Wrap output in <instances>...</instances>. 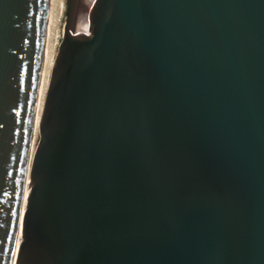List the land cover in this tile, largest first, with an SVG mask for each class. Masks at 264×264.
I'll return each mask as SVG.
<instances>
[{
    "label": "water",
    "instance_id": "obj_1",
    "mask_svg": "<svg viewBox=\"0 0 264 264\" xmlns=\"http://www.w3.org/2000/svg\"><path fill=\"white\" fill-rule=\"evenodd\" d=\"M48 1L0 0V264H264V0H65L28 173Z\"/></svg>",
    "mask_w": 264,
    "mask_h": 264
},
{
    "label": "bare ground",
    "instance_id": "obj_2",
    "mask_svg": "<svg viewBox=\"0 0 264 264\" xmlns=\"http://www.w3.org/2000/svg\"><path fill=\"white\" fill-rule=\"evenodd\" d=\"M65 9V0H49L47 11V23L43 45L42 65L40 72V80L37 93V101L35 107L34 125L31 137V145L29 152L28 173L30 170L31 159L38 141L39 123L43 112L45 96L49 86L51 71L57 55L59 40L62 39L64 21L62 26V18ZM61 41V40H60ZM28 173L23 194L22 209L24 207L25 198L28 192Z\"/></svg>",
    "mask_w": 264,
    "mask_h": 264
},
{
    "label": "rangeland",
    "instance_id": "obj_3",
    "mask_svg": "<svg viewBox=\"0 0 264 264\" xmlns=\"http://www.w3.org/2000/svg\"><path fill=\"white\" fill-rule=\"evenodd\" d=\"M64 11H65V9H64ZM63 21H64V13H63V18H62V26H63ZM60 40H61V38H60ZM60 40H59V42H60Z\"/></svg>",
    "mask_w": 264,
    "mask_h": 264
}]
</instances>
